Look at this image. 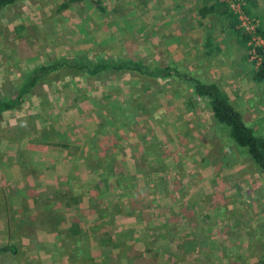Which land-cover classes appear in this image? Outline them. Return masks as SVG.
<instances>
[{"label": "crops", "instance_id": "crops-1", "mask_svg": "<svg viewBox=\"0 0 264 264\" xmlns=\"http://www.w3.org/2000/svg\"><path fill=\"white\" fill-rule=\"evenodd\" d=\"M263 2L245 0V6L260 17ZM222 9L212 0H19L0 8V102H12L0 110V246L13 242L17 252L34 253L30 236L37 235L55 251L45 236L56 234L61 241L82 235L69 229L70 223L81 226L101 207V218L110 223L100 231L130 235L132 241L115 248L117 257L157 240L158 264H241L221 244L224 225L216 220L223 219V210H210L204 215L208 221L196 208L208 202L215 185L210 161L200 159L190 171L174 148L189 123H200L198 108H209L207 98H197L177 75L89 72L80 66L133 58L142 70L175 67L182 75L216 82L236 109L242 105L256 117L264 88L253 77L235 15ZM148 78L154 83L148 85ZM206 113L209 119L211 110ZM143 123L150 124L153 142L171 137L166 154L172 153L173 167L166 154L150 162L154 175L138 166L135 155L147 152L138 133ZM164 168L172 178L169 186L164 178L163 185L169 194L183 195L177 198L183 207L162 195L158 174ZM227 171L220 175L237 174L239 167ZM156 176L157 194L149 198L142 186L150 187ZM149 203L164 207L166 222L156 234L135 217L147 212L149 205L142 204ZM127 218L139 225L133 233L125 230ZM171 219L177 228L169 232ZM237 241L244 244L242 236ZM91 245L72 242L68 249L101 247ZM242 247L237 255H243Z\"/></svg>", "mask_w": 264, "mask_h": 264}, {"label": "rangeland", "instance_id": "rangeland-1", "mask_svg": "<svg viewBox=\"0 0 264 264\" xmlns=\"http://www.w3.org/2000/svg\"><path fill=\"white\" fill-rule=\"evenodd\" d=\"M260 1L262 3V1L264 0ZM262 8L260 9L262 11H260L259 13L261 18L258 14L253 13L255 14L254 17L258 20L259 28L261 30L264 29V6ZM247 60L250 64L249 66L254 69L255 66L253 61L249 58V52L247 54ZM154 81L155 80L151 78H148L146 80L148 85L154 83ZM166 81L171 84L170 80ZM257 82H260V87L264 88L263 81ZM261 96L264 98V90L261 92ZM258 104L259 106L256 107L258 112L257 116L253 118H250L248 112L246 113V107H242V105H240L237 109L243 114L246 122L251 125L257 133L264 135V101L262 100V98ZM206 110L209 111L210 109L206 107ZM206 110L204 107H201L200 109L198 108V111L200 113V117L198 116V119H200V123H189L187 125V128L185 129L186 133L184 135H180L179 137L181 142L179 141V144L174 146L175 152L179 153L181 157L186 158L184 162H187V168H189L190 171H194L199 166L201 162L200 159L203 160L204 158L208 159L211 166L213 167L212 176L215 179L213 180V183L215 185L211 187L212 193L206 196V200H208V202H206L207 205L202 203L204 204L203 206H206V208L202 207V204L197 205L196 208L199 211L200 215H203L204 220L208 221L210 218H205L204 215H206L210 210H215V208L223 210V215L221 217L223 219H219V221H216L219 223L222 221L224 225L222 230L223 234L220 235V238L222 239V245L225 244L226 246L230 247V249H227L229 258L231 257L233 261L238 260L241 264H264V173L257 168V166L252 162L251 158L245 153L244 150L236 147L234 142L227 137L226 129L219 127L214 123L212 114H210L209 119L207 118L208 115L206 113ZM134 132L135 129L132 128V133ZM138 133L142 138L140 144L143 148H141L143 152L144 150H146L147 152L140 155H135V161L142 169L145 168V170L149 172L150 175H154L152 173V170L150 169V164L153 163L150 162L156 155L161 158L162 155L166 154V151H169V149L171 150V148H169L172 141L171 137L166 134V139L164 138L165 140L161 139L156 141V143L153 142L154 140L152 138V134L154 133H152L149 123L140 124V131ZM184 140L188 141L186 145L182 144ZM187 150L191 151L188 152ZM200 152L203 153L201 154ZM171 154L172 153H170L169 155ZM169 155L166 154V156L169 157V166L173 167L174 162L172 161V157H170ZM174 158L178 159V155ZM181 161H177V163L175 164L181 166L184 163ZM237 165L239 167V172H237V174L234 173L230 176L226 175L227 177H225L224 175H220V171H222L223 169L230 171L231 168ZM158 175H160L158 177L159 181H162L160 182L159 186V188H162V195H165V193H167L166 198H171V200L174 199L172 201H174L175 205L179 204V206L181 205V207L186 205L184 204L183 200L181 202H178L179 198L183 199V195L182 197L178 196L177 191H173V194H169L170 190H166V186L163 185L164 178H166L167 180L172 178V173L169 168L166 170L164 168V171H160ZM156 181L157 176L155 177V179L152 180L151 178L150 181H148L150 187H145V185L142 186V188L144 187V191L142 192L145 195H149V198L154 197V193L157 194L155 191L158 188L155 187ZM167 182L169 186V180ZM172 195L174 197H171ZM202 198L204 199L205 197L203 196ZM143 206L145 208L148 206V208H146L147 212L139 215L141 216L140 218L139 216H135L136 219L138 221H142L143 225L147 224L146 227L150 230L151 234H156L155 231L157 228L160 231L163 230L162 224L166 222L165 215L163 213L164 207L160 209L161 204L159 205L158 203H149L144 205L142 204V207ZM100 208H93L96 209L94 210L95 216L84 218V221L81 222V226L80 224H75V222L72 221L70 223V228L68 227L72 231L82 234H77L74 237L77 241L78 246L82 244L84 247H91V244L93 242H98L99 246H101L99 247V249H87V251H85L84 253H82L83 255H81V257L84 256V259H80V261H78L80 263L78 264H82L85 260H89V257L93 258L95 256L98 264H111L117 260V253L119 254L117 249L121 248L122 245L130 244L132 242L130 241V235L119 233L109 234L104 233L103 230L100 231L101 227L104 228L105 224L108 225L107 223H110V220L105 221L101 218V215L104 212L102 210H99ZM123 218L124 217L120 216V220H123ZM136 219L132 221H135ZM132 221L127 218L126 221L123 222L125 226H127L125 230H130V233H133V231L138 229L139 227V225L137 224L135 226H132L130 224ZM175 222L176 221H174V219H171L170 225H166L165 230L168 229L170 232V230H174L175 228H177V226L174 227ZM178 224L179 222L176 223V225ZM28 229L29 228L27 227V230ZM55 229L57 230V227ZM96 231H100V233ZM241 236L244 239V244L237 241ZM12 238L16 237L12 235L10 239ZM30 238L35 242L36 251H34V253H32L31 251L29 254H26L28 252L24 251H18L17 253L6 251V254L3 255L4 257H1L2 253H0V264H76L75 260L79 258V255H77V257L75 256L74 250L68 249L69 245L72 242L76 243V241L72 239V236H63V239L61 241L59 240L60 236H56V234L45 236L47 241L50 240L51 242H53V245L55 244L57 250H55L54 252L52 250H48L46 248V245H43L40 236L35 235L33 237V235H31ZM64 239H66L67 241H64ZM39 244L40 246L38 247ZM53 245H51L50 247H52ZM241 246H243V255H237L238 249ZM39 249H41L40 253H42L43 255L45 253V255H47L46 259H41V257L43 256H40L37 252ZM31 254H35V257ZM37 255H39L40 257Z\"/></svg>", "mask_w": 264, "mask_h": 264}, {"label": "trees", "instance_id": "trees-1", "mask_svg": "<svg viewBox=\"0 0 264 264\" xmlns=\"http://www.w3.org/2000/svg\"><path fill=\"white\" fill-rule=\"evenodd\" d=\"M16 1L19 0H0V8L15 3ZM215 2H218V4L222 6V13L232 14L225 2ZM245 10L250 15L252 14L248 5L245 6ZM258 30L264 35V30H261L260 28H258ZM243 36L246 41L247 36L245 34H243ZM80 66L85 67L89 72H97L108 68L133 69L141 71L142 73H147L148 75H177L178 77L184 78L189 83L188 87H190L197 98H207V105L212 112L214 123L219 127L226 129L227 137L234 142L236 147L244 150L257 168L264 173V135L257 133L254 128L244 120L241 112L232 104L228 94L216 82H206L192 76L182 75L177 68L171 66L163 68L162 73L151 71L149 69L142 70V67L144 66H142L141 61L133 58L111 62H100L94 65L81 64ZM253 77L256 81L264 82V59L260 65L254 68ZM11 106L12 102H0V110ZM68 236H72V239L76 241L74 235ZM156 244L157 240H149V246L145 249H138L133 246L132 249L124 252L120 256L118 255L117 260L111 264H158L157 261L160 258L157 255V252L153 249V246ZM6 251L17 253V246L14 245L13 242L1 245L0 253ZM84 252V249L74 251L76 257L79 255V258L75 260L76 264L80 263L78 262L80 259H84V256L81 257ZM82 264H98V262L94 257H89V260H85Z\"/></svg>", "mask_w": 264, "mask_h": 264}, {"label": "built area", "instance_id": "built-area-1", "mask_svg": "<svg viewBox=\"0 0 264 264\" xmlns=\"http://www.w3.org/2000/svg\"><path fill=\"white\" fill-rule=\"evenodd\" d=\"M225 2L229 11L235 15L237 27L247 36L249 58L257 67L264 59V35L259 32L258 20L246 12L244 0H214Z\"/></svg>", "mask_w": 264, "mask_h": 264}]
</instances>
